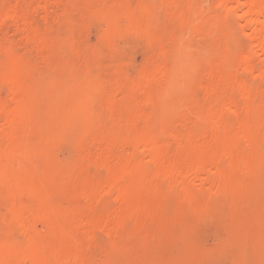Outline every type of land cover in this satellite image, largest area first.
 Here are the masks:
<instances>
[{
    "label": "rangeland",
    "instance_id": "obj_1",
    "mask_svg": "<svg viewBox=\"0 0 264 264\" xmlns=\"http://www.w3.org/2000/svg\"><path fill=\"white\" fill-rule=\"evenodd\" d=\"M246 5L0 0V264H264Z\"/></svg>",
    "mask_w": 264,
    "mask_h": 264
},
{
    "label": "bare ground",
    "instance_id": "obj_2",
    "mask_svg": "<svg viewBox=\"0 0 264 264\" xmlns=\"http://www.w3.org/2000/svg\"><path fill=\"white\" fill-rule=\"evenodd\" d=\"M243 4V3H242ZM240 5V4H239ZM250 5H246V6H244L243 8H244V13H243V17H247L248 19H249V23L250 24H252L254 27H255V32H254V34L253 35H255V36H259V35H261V34H264V21L263 22H261V23H258V22H253V20H251V19H253L254 18V16L257 14V13H255L252 9L253 8H250L249 7ZM226 12V11H225ZM257 12V11H256ZM253 17V18H252ZM247 21V20H246ZM257 21V20H256ZM259 38V37H258ZM256 39V38H255ZM252 47V46H251ZM258 47V46H257ZM259 50V49H258ZM263 50V49H262ZM15 113V112H14ZM16 114V113H15ZM15 116H17V115H15ZM20 117H22V116H20ZM9 117H5V118H3V124L4 125H6V128L7 127H9L10 126V123L11 122H9V120L10 119H8ZM11 125H12V123H11ZM3 127V126H2ZM5 129V128H4ZM225 158H227L226 156H225ZM224 158V159H225ZM231 162V161H230ZM225 163H227L228 164V171L227 172H225L224 174V176H221L219 179L221 180V182L222 181H224V183H226L225 181L231 176V175H234L233 173L234 172H232V169H230V167L232 166L229 162H225ZM3 167V166H2ZM236 167H234V169H235ZM231 170V172H230V170ZM226 170V169H225ZM238 170L240 171V169H236V171L238 172ZM244 171V170H243ZM4 172V171H3ZM241 172V171H240ZM245 173V172H244ZM1 172H0V176H1ZM4 175V174H3ZM244 175V174H243ZM173 176V175H172ZM210 176V175H209ZM208 176V177H209ZM165 178H169V176L168 175H166V177ZM210 178V177H209ZM216 178H217V176H216ZM2 179H4V178H2ZM197 179V178H196ZM212 179V178H211ZM219 179H217V180H219ZM5 180V179H4ZM184 180V179H183ZM192 180V179H191ZM2 181V180H1ZM178 182H180V181H178ZM187 182V184H188V181H186ZM215 184H216V182H215V180L213 181ZM219 182V181H218ZM175 183V182H174ZM205 183V182H204ZM214 183H212V184H214ZM223 183V184H224ZM176 184H177V181H176ZM184 183H182V185H181V182H180V184H177V185H180V188H182L184 185H183ZM212 184H211V187H213L212 186ZM215 184H214V186H215ZM219 184H220V182H219ZM226 184H228V182L226 183ZM226 184H224V187H223V189L225 188V186H226ZM189 185V184H188ZM210 185V184H209ZM182 186V187H181ZM191 187V186H190ZM183 188H189V186H187V185H185V187H183ZM220 188V187H219ZM223 189H222V191H223ZM190 190V189H189ZM195 190V189H194ZM198 190V189H197ZM216 190H218V189H216ZM216 190H212V191H216ZM226 190V189H225ZM222 191H221V193H222ZM198 192V191H197ZM196 192V193H197ZM211 192V191H210ZM185 193H186V191H185ZM189 193V192H188ZM215 194V193H214ZM217 194V193H216ZM11 201V200H10ZM9 201V202H10ZM11 207H12V205H11ZM213 209V208H212ZM211 209V210H212ZM209 211V210H208ZM208 211H206V212H208ZM211 213H214V211L213 212H211ZM211 213H210V215H211ZM206 215H208V213H206ZM18 222L20 221V220H17ZM22 222H24V221H22ZM17 223V222H16ZM15 223V224H16ZM21 222H19V223H17V224H20ZM27 223V222H26ZM102 224H103V222H102ZM82 225V224H81ZM19 227H22L21 225H18V227L17 228H19ZM26 227V226H25ZM31 227V226H30ZM99 227V226H98ZM27 228V227H26ZM26 228H24L25 230H27ZM97 228V227H96ZM111 228V227H110ZM114 228V227H113ZM112 228V229H113ZM20 229V228H19ZM23 229V230H24ZM109 229V228H108ZM21 230V229H20ZM23 230H21V231H23ZM30 230V229H29ZM28 230V231H29ZM101 231H102V228H101ZM24 232V231H23ZM20 233V232H19ZM97 233V232H96ZM108 233V232H107ZM82 234V233H81ZM21 235H22V233H21ZM23 235H24V233H23ZM108 235V234H107ZM26 236V235H25ZM85 236V235H84ZM94 236V235H93ZM92 236V237H93ZM104 237V236H103ZM24 238V237H23ZM84 238V237H83ZM95 238V237H94ZM85 239V238H84ZM83 239V240H84ZM87 243V242H86ZM54 260V259H53ZM22 261V260H21ZM60 261H62V260H60ZM67 261V260H66ZM62 263V262H61ZM22 264H39V263H36V262H33V261H26V260H24L23 262H22ZM55 264V263H54ZM64 264V263H63ZM67 264V263H66Z\"/></svg>",
    "mask_w": 264,
    "mask_h": 264
}]
</instances>
